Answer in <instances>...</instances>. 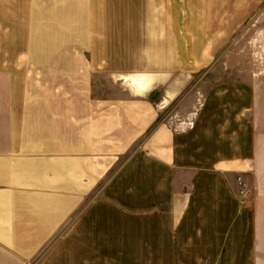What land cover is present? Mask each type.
<instances>
[{
    "label": "crops",
    "instance_id": "obj_1",
    "mask_svg": "<svg viewBox=\"0 0 264 264\" xmlns=\"http://www.w3.org/2000/svg\"><path fill=\"white\" fill-rule=\"evenodd\" d=\"M248 2L0 0V264L36 257L117 156L173 162L153 87L184 90L188 53Z\"/></svg>",
    "mask_w": 264,
    "mask_h": 264
},
{
    "label": "rangeland",
    "instance_id": "obj_2",
    "mask_svg": "<svg viewBox=\"0 0 264 264\" xmlns=\"http://www.w3.org/2000/svg\"><path fill=\"white\" fill-rule=\"evenodd\" d=\"M243 7L198 44L202 58L188 53L184 90L153 87L173 162L117 156L27 264H264V0Z\"/></svg>",
    "mask_w": 264,
    "mask_h": 264
}]
</instances>
